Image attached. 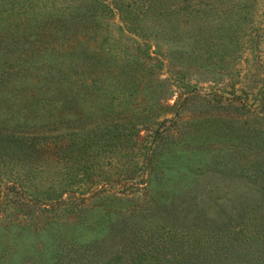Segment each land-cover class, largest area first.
Here are the masks:
<instances>
[{"label":"rangeland","instance_id":"1","mask_svg":"<svg viewBox=\"0 0 264 264\" xmlns=\"http://www.w3.org/2000/svg\"><path fill=\"white\" fill-rule=\"evenodd\" d=\"M109 23L108 50L126 54L133 38L117 27V12ZM254 42L232 73L213 65L195 67L175 54L151 87L125 95L114 91V79L108 78L105 104L86 97L75 110L63 109L61 102L34 105L26 78L22 95L0 107V121L7 125L54 123L66 141V134L83 137L97 125L92 135H101L118 116L135 111L152 109L154 118L145 125L144 118L135 119L136 131L124 137L130 147L115 154L99 145L83 156L40 149L29 193L38 197L58 190L56 200L38 206L10 194L7 211L0 212V264H156L151 250L129 252L126 237L144 226L160 229L162 243L181 233L177 224L187 237H202L204 217L236 223L242 206H250V214L254 205H264V174L257 175L264 164L263 30ZM161 49L182 50L177 44ZM92 245L106 248L105 258L91 256ZM78 253L83 256L76 260Z\"/></svg>","mask_w":264,"mask_h":264},{"label":"trees","instance_id":"2","mask_svg":"<svg viewBox=\"0 0 264 264\" xmlns=\"http://www.w3.org/2000/svg\"><path fill=\"white\" fill-rule=\"evenodd\" d=\"M116 12L121 24L117 27L134 41L126 54L108 50L109 22ZM263 16L260 0H0V107L22 95L26 78H31L28 91L35 96L34 105L50 107L61 102L63 109L75 110L86 97L105 104L102 90L110 86L108 78L114 79V91L129 95L143 85L151 87L175 54L180 60L191 59L195 67L213 65L232 73L250 50V42L256 43L260 30L264 31L259 25L264 23ZM168 44L182 50L161 51ZM158 107L165 108L160 101ZM141 118L145 125L154 118V111L118 116L101 135H92L98 133L97 125L83 137L66 134V141H61L59 137L65 135L54 123L11 126L0 121V212L7 211L13 193L38 206L56 200L53 195L58 190L38 197L29 193L30 177L40 166L36 159L40 149L83 156L99 145L115 154L130 147L124 137L136 131L134 120ZM156 133L160 135L159 130ZM151 165L149 161L147 166ZM258 174H264V164ZM249 207L242 206L236 223L230 219L218 224L204 217L202 237H187L177 224L174 228L181 233L159 243L164 238L160 229L140 227V233L126 237L127 249L151 250L156 264H264V205H254L250 214ZM94 252L105 258L106 248L92 245L91 256ZM82 256L78 253L74 258Z\"/></svg>","mask_w":264,"mask_h":264}]
</instances>
